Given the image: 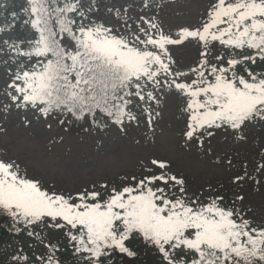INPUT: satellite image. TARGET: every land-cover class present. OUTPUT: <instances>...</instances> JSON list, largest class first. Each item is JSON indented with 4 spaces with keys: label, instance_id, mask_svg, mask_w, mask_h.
Masks as SVG:
<instances>
[{
    "label": "snow or ice",
    "instance_id": "6c2138e0",
    "mask_svg": "<svg viewBox=\"0 0 264 264\" xmlns=\"http://www.w3.org/2000/svg\"><path fill=\"white\" fill-rule=\"evenodd\" d=\"M154 5L140 0L135 15L126 5L109 8L113 23L96 18L94 0H27L22 22L33 37L2 42L14 56L4 60L0 119L16 112L27 127L33 120L49 129L52 121L76 122L86 131L117 126L127 134L141 120L154 127L161 105L175 97L188 147L203 148L214 130L238 136L264 124V0H209L200 24L175 33L149 11ZM10 16L0 31L16 27L19 13ZM191 43L195 66H182L174 48ZM254 172L264 176V163ZM246 178L261 183L247 171L234 183ZM90 183L67 191L0 156V215L10 219L8 230L38 238L44 248L29 255L20 247L0 264H62L61 244L42 237L41 226L64 236L76 264H111L114 253L134 264L137 243L156 252L159 264H264V220L248 215L244 196L228 203L211 185L190 192L187 178L163 157L140 161V172L118 183Z\"/></svg>",
    "mask_w": 264,
    "mask_h": 264
},
{
    "label": "rangeland",
    "instance_id": "374dc122",
    "mask_svg": "<svg viewBox=\"0 0 264 264\" xmlns=\"http://www.w3.org/2000/svg\"><path fill=\"white\" fill-rule=\"evenodd\" d=\"M117 2L123 3L124 0ZM139 2L125 3L131 10L130 15L141 11ZM118 3L114 6L121 8ZM109 4L112 6V3ZM155 4L159 6L154 5V9L149 11H154L166 31L175 33L180 26L198 25L209 0H155ZM114 16L109 10L103 14L113 23ZM173 54L182 66H195L198 56L194 43L175 47ZM4 60L6 55L0 49V93L7 79ZM180 104V100L170 97L161 105V116L154 127L146 128L141 120L140 125L127 134L113 127L104 131H85L82 127L65 131L66 125L62 127L55 121H52L51 129L44 122L35 120L31 127H27L22 123V116L13 112L7 120L0 119V126L7 130L0 133V156L6 154L15 158L27 168L30 176L55 182L67 191L85 185L90 187L92 181L118 183L125 174L139 173L140 161L163 157L176 172L187 178L190 192L206 193L209 185L214 188L219 183L232 189L236 174L227 166L229 160L236 162L235 159L243 158L250 165L257 160L264 163L261 159L264 156V139L259 137L256 150L249 144V140L257 136L258 124L249 126L250 133L242 141L233 142L226 134L217 132L205 140L203 148L198 145L188 147L183 137L185 118ZM225 155L229 156V160L223 158ZM240 167L245 169L244 164ZM235 184L241 195L249 196L248 201L243 202L246 206L250 205L248 215L264 211L263 185L254 188L252 179L243 186L239 182ZM19 245L17 242L16 246ZM35 246L38 250L33 248L32 253L40 252V244Z\"/></svg>",
    "mask_w": 264,
    "mask_h": 264
},
{
    "label": "trees",
    "instance_id": "16d2710c",
    "mask_svg": "<svg viewBox=\"0 0 264 264\" xmlns=\"http://www.w3.org/2000/svg\"><path fill=\"white\" fill-rule=\"evenodd\" d=\"M106 1L112 2L113 0H106ZM115 2H117V0H115ZM26 3H27V0H0V29H5V30L7 29V25L11 21L10 12L12 10H16L19 13V17H20V19L17 20L16 27L14 29H12L11 31H0V36H1L0 44L2 45V48L6 49L7 50L6 52L13 56H14V53H11L7 45H3L2 43L3 40L7 39L8 36H11L13 38L11 42H18L19 40L30 39L34 35V31L30 28V26L25 25L22 22V20L26 17V14L23 11H21V9L23 6H26ZM63 43L68 48L72 47V42L70 40H64ZM218 50H220L222 53L224 51L221 47L218 48ZM237 51H241V50H237ZM243 51L247 52L251 50L244 49ZM253 67H256V66L254 65ZM259 70L260 68L257 67V71ZM69 124L74 125V126L83 125L81 123H76V122H71ZM247 134H248V131L246 128L239 135H247ZM258 136L263 137L264 132H259ZM232 137L235 138L237 136H232ZM253 145L258 146L259 139H254ZM253 168L254 167H251V169ZM261 182L264 183V180ZM261 218H258L256 222H260L264 220V216ZM10 223H11L10 219L6 215H0V260H3L10 255L9 254L10 243L14 239L20 236V233L17 234L13 231L8 230V226L10 225ZM135 247L139 249L140 255L134 261V264H159L160 257L156 252L146 248L145 245H143L142 243H137ZM68 252H69V249L61 246L60 259L62 261V264H67L68 258H66V256ZM111 264H124V259L121 257L119 253H114L111 257Z\"/></svg>",
    "mask_w": 264,
    "mask_h": 264
}]
</instances>
